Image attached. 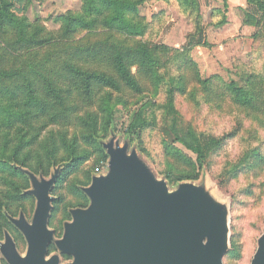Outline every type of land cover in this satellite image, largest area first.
<instances>
[{
    "label": "trees",
    "instance_id": "1",
    "mask_svg": "<svg viewBox=\"0 0 264 264\" xmlns=\"http://www.w3.org/2000/svg\"><path fill=\"white\" fill-rule=\"evenodd\" d=\"M22 1L0 0V50L5 43V53L11 58L4 65L5 58H0V214L1 204L17 202L28 180L12 164L35 175L42 171L45 177L51 168L65 164L55 185L58 188L93 153L107 159L99 139L109 133L116 108L126 107L127 98L158 94L168 81L161 72L165 59L173 53L165 46L136 41L147 29L138 10L147 0H83L80 12L56 19L61 25L57 32L18 16L15 2ZM223 1L227 10L228 0ZM246 2L251 12L246 13L244 23L258 29L253 38L262 44L264 53V0ZM185 4L198 9L197 0H185ZM225 24L227 17L218 26ZM200 26L197 29L203 36ZM195 46L208 45L193 38L184 52L190 53ZM180 62L177 70L182 74L169 79L165 103L149 100L140 105L127 128V134L146 153L142 140L146 130L160 129L174 139L163 140L164 174L171 184L199 179L213 152L236 136H206L184 125L176 106V95L187 90L189 79L184 70H192L190 80L200 83L206 93L223 92L219 100L242 110L264 128V71L248 70L242 83L232 81L216 91L223 85L220 80L202 81L192 59ZM246 159L251 172L263 169L261 152L254 150ZM233 247L232 254L240 255L235 239Z\"/></svg>",
    "mask_w": 264,
    "mask_h": 264
},
{
    "label": "rangeland",
    "instance_id": "2",
    "mask_svg": "<svg viewBox=\"0 0 264 264\" xmlns=\"http://www.w3.org/2000/svg\"><path fill=\"white\" fill-rule=\"evenodd\" d=\"M197 4L198 9L193 10L185 4V0H147L139 7V14L145 19L147 29L145 35L136 41L165 46L173 52L165 59L161 70L168 81L162 85L158 94L153 92L146 96L127 98L128 105H119L116 108L114 123L110 126L109 133L99 141L108 143L116 136L121 146L129 143L130 152L135 150L156 178L165 181L171 191L183 183L202 188L213 202L227 211L230 233L224 264H251L258 241L264 234V167L262 170L251 172L246 155L254 150L264 154V128L260 127L257 121L247 118L242 110L219 100L223 92L206 93L200 83L195 79L190 80L192 70L188 69L183 72L186 79H189L186 93L176 95V106L184 125L191 126L199 134L206 136L221 138L236 135L234 138H228L220 149L213 152L200 170L199 179L171 184L164 174L167 157L163 140L174 142V139L160 129H148L143 133V146L148 153L142 151L137 139L132 140L127 134V128L140 105L149 100L159 104L165 103L170 88L169 79H176L182 74L177 70V65L180 61L183 62L184 58L193 60L202 81L215 78L214 81L222 82L223 85L218 86L216 91L222 90L224 85L232 81L242 83L243 74L248 70L264 71L262 44L255 42L253 38L258 29L244 23L246 13L251 12L248 5L241 7L236 0H228V9L225 10L223 0H197ZM82 5L83 0H23L15 2V13L25 17L32 24L45 27L49 32H57L61 25L56 23V19L80 12ZM224 17H227V24L218 26ZM199 23L204 29L203 36L199 35L200 31L197 29ZM193 38L196 41L202 40L208 46H195L190 53L184 52L187 42ZM2 47L0 58H5L2 64L4 65L10 63L11 58L5 53V43H2ZM161 112H157L159 117ZM87 149L93 153L92 148ZM187 153L195 158L191 153ZM108 163V156L107 159H100L93 153L77 172L68 176L58 186L54 195L57 200L54 203L56 210L50 227L52 230L58 227L57 238L64 232L63 224L70 220L69 212L75 208L89 206L90 200L82 190L92 184L93 177L107 172ZM12 165L22 172L30 171L22 166ZM64 167L65 164L60 163L51 168L49 177H45L42 171L36 175L48 179L56 169L62 171ZM26 177V187L21 189L18 196L21 197L17 202L4 201L1 204V213L11 210L17 214L21 205H24L23 201H30L31 213L35 211L34 197L21 199L24 193L32 189L28 175ZM31 203L28 205L31 206ZM25 214L27 216V211ZM234 239L241 247L240 255L232 254Z\"/></svg>",
    "mask_w": 264,
    "mask_h": 264
},
{
    "label": "water",
    "instance_id": "3",
    "mask_svg": "<svg viewBox=\"0 0 264 264\" xmlns=\"http://www.w3.org/2000/svg\"><path fill=\"white\" fill-rule=\"evenodd\" d=\"M103 147L107 172L83 189L90 204L71 210L59 240L49 225L60 170L48 179L23 170L37 204L32 223L23 215L14 221L28 249L21 255L7 237L2 252L9 264H61L59 256H48L52 242L73 257L68 264H224L230 233L224 208L191 183L169 190L116 136ZM251 264H264V234Z\"/></svg>",
    "mask_w": 264,
    "mask_h": 264
},
{
    "label": "flooded vegetation",
    "instance_id": "4",
    "mask_svg": "<svg viewBox=\"0 0 264 264\" xmlns=\"http://www.w3.org/2000/svg\"><path fill=\"white\" fill-rule=\"evenodd\" d=\"M56 190H57V188L54 187V189L52 191V196L53 197H54V195L56 193ZM29 191L30 190H28L26 193H24V196H28V199H29V197H34L31 193H29ZM34 199L36 200L35 197H34ZM55 200L53 201V205L57 201V200L56 201ZM23 203H24V205H21V207L19 208L20 211L17 214H14V212H12L11 210L9 212H7V213H5L3 211L0 214V264H9V262L7 261V259L5 258L4 254L2 252V247L7 244V237L11 238V240L14 243L17 251L21 255H24L27 252V249H28L27 239H26L25 235L23 234V232L15 225L14 221L15 220H20L21 216L23 215L28 223H32L33 217H34V213H35V211H34V207L35 206H33V211L34 212L32 211L33 213H31L30 208H32V203L30 201H28L27 203H25L23 201ZM28 203H31V206H29ZM36 204H37V201H36ZM34 205H35V201H34ZM85 208H75V209H85ZM26 211H27V216L25 214ZM54 212H55V207H53V211H52V214H51L50 225H49L50 227H51L52 216H53ZM69 214H70V220L68 222H71L72 221L71 211L69 212ZM68 222H65L63 224L64 232H65V224L68 223ZM53 231H54L55 240L61 239L63 237V235H64V232H63L60 235V237L57 238L59 236L58 235L59 234L58 233V227L56 229H54ZM48 249H49L48 250V256H51V255L59 256L61 264H68L71 261H73V257H71V256L59 251V249L57 248L55 242H52L49 245Z\"/></svg>",
    "mask_w": 264,
    "mask_h": 264
},
{
    "label": "crops",
    "instance_id": "5",
    "mask_svg": "<svg viewBox=\"0 0 264 264\" xmlns=\"http://www.w3.org/2000/svg\"><path fill=\"white\" fill-rule=\"evenodd\" d=\"M236 2H239V6L241 7H247V2L246 0H236Z\"/></svg>",
    "mask_w": 264,
    "mask_h": 264
}]
</instances>
